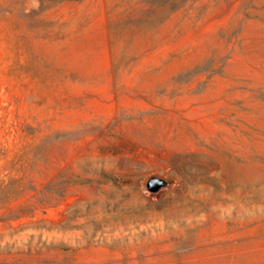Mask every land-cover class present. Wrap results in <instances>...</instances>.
I'll return each instance as SVG.
<instances>
[{
  "label": "rangeland",
  "instance_id": "obj_1",
  "mask_svg": "<svg viewBox=\"0 0 264 264\" xmlns=\"http://www.w3.org/2000/svg\"><path fill=\"white\" fill-rule=\"evenodd\" d=\"M0 264H264V0H0Z\"/></svg>",
  "mask_w": 264,
  "mask_h": 264
},
{
  "label": "water",
  "instance_id": "obj_2",
  "mask_svg": "<svg viewBox=\"0 0 264 264\" xmlns=\"http://www.w3.org/2000/svg\"><path fill=\"white\" fill-rule=\"evenodd\" d=\"M164 185H166V181L160 177L153 176L148 181V188L151 191H157Z\"/></svg>",
  "mask_w": 264,
  "mask_h": 264
}]
</instances>
